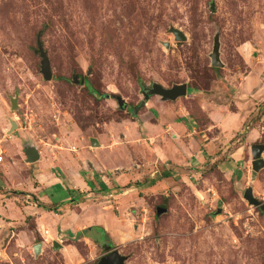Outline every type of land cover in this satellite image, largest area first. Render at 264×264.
I'll return each mask as SVG.
<instances>
[{"label":"rangeland","instance_id":"1","mask_svg":"<svg viewBox=\"0 0 264 264\" xmlns=\"http://www.w3.org/2000/svg\"><path fill=\"white\" fill-rule=\"evenodd\" d=\"M215 39L221 68L211 66ZM37 42L50 81L40 72ZM250 72L257 94L242 99L249 117L215 153L220 157L202 165L157 162L153 180L149 170L150 180L147 174L123 186L114 184L117 172L115 179L106 173L112 191L102 190L110 195L102 207L110 217L100 229L124 264H264V211L243 199L250 189L264 205V166L253 176L251 154L252 146H264V0H0V155L9 160L22 146L96 152L93 144L118 129L116 140L126 130L130 141L142 93L153 84L212 91L216 103L229 105L227 80L236 84ZM126 153L120 147L96 155L113 166L123 165ZM135 160L140 166L141 157ZM53 238L41 239L38 255L31 245L19 251L5 239L0 264H94L110 251L91 240L72 239L68 247Z\"/></svg>","mask_w":264,"mask_h":264},{"label":"crops","instance_id":"2","mask_svg":"<svg viewBox=\"0 0 264 264\" xmlns=\"http://www.w3.org/2000/svg\"><path fill=\"white\" fill-rule=\"evenodd\" d=\"M253 76L254 73L250 72L236 84L227 80L233 92L232 104H229L232 111H229V105L216 103L212 91L207 95L188 85L186 95L172 101L159 96L142 100L143 108L132 123L134 133H128L130 141L124 134L127 131L123 130V139L118 142L120 129L115 127L118 130L114 135L105 134L106 141L93 144L98 147L96 152H111L120 147L126 149L128 156L124 157L123 165L108 166L103 159L100 162L96 152H76L75 149L69 153L37 150L38 158L32 163L27 162L25 146L8 154L9 160L2 156L0 243L6 239V245L13 243L17 249L21 247L19 251H26L30 245L34 249L41 244V252L44 244L41 239L46 237H59V241L69 247L77 233L90 227L105 228L102 219L110 216L109 211L102 207V200L110 198V195L103 197L102 188L104 186L112 191L111 184H108L111 179L106 178V173L113 175L114 179L118 173L114 184L123 186L127 179L133 181L147 174L150 180L149 170L154 173L153 180L156 174L154 164L157 162L161 164L166 160L171 163L170 166H177L188 159L196 165L213 163L220 157L215 153L226 149L228 140L241 133L249 117L242 99L257 94L253 90L255 82H251ZM200 117H205L206 124L200 125L204 121H200ZM14 143L21 145L20 140H14ZM136 154L141 157L140 166L136 163ZM5 160L6 163L3 162ZM11 169L14 172L10 173ZM11 175L13 179L10 180ZM119 190L123 192L124 187H119ZM117 194L115 197L122 195ZM51 221L57 229L54 232L49 227ZM92 234L100 236L97 231H92ZM63 238L65 241H62ZM37 239L40 243H35ZM80 239L90 241L88 238ZM59 246V250L66 248L65 245ZM5 248H1L0 252Z\"/></svg>","mask_w":264,"mask_h":264},{"label":"water","instance_id":"3","mask_svg":"<svg viewBox=\"0 0 264 264\" xmlns=\"http://www.w3.org/2000/svg\"><path fill=\"white\" fill-rule=\"evenodd\" d=\"M170 32L173 34L174 38L176 41H185V37L175 29H171ZM165 47H168V44H165ZM37 53L39 54L41 61H40V72L46 81H50L52 78V73L49 68V62L48 58L46 56V53L43 51V48L40 44V42H37ZM210 61H211V66L214 68H221L222 64L219 60V43L218 40L215 39L213 42V49L210 54ZM186 84H180V85H173L170 88H164L159 84H153L150 89L147 91L144 90L142 93V96L144 97V100H147L150 96H159L161 99L166 100V101H172L175 100L176 98L182 97L186 95ZM119 107L121 109H125V104L124 102L118 98L117 99ZM11 105L12 109L16 108V103L15 100H11ZM12 128H16V125L13 123ZM26 150V157H27V162H34L37 158V150L33 147L27 148L26 146L24 147ZM264 150V146H252L251 147V154H252V175L255 176L256 172L264 166L263 160L260 159L261 152ZM243 199L248 202V204L254 206V207H259L261 211H264V205L260 204L252 195V191L250 189H247L244 191L243 194ZM165 210H158V212L163 213ZM53 248L54 249H59L60 246L57 243H53ZM40 247L41 244H37L34 247V253L38 255L40 253ZM126 261V257L120 256L119 252L117 249L111 250L109 253L105 254L101 258H99L94 264H124Z\"/></svg>","mask_w":264,"mask_h":264},{"label":"trees","instance_id":"4","mask_svg":"<svg viewBox=\"0 0 264 264\" xmlns=\"http://www.w3.org/2000/svg\"><path fill=\"white\" fill-rule=\"evenodd\" d=\"M102 190L104 192L108 191L104 186H103ZM92 231H97V233H99L102 237L101 236L96 237L95 235L92 234ZM77 238H79V239L80 238H88V239L92 240L93 242H95L96 244H99L102 242L108 250L113 249L112 242L107 239L106 235L104 234V232L100 228H95V227L87 228V229L77 233L75 239H77Z\"/></svg>","mask_w":264,"mask_h":264},{"label":"flooded vegetation","instance_id":"5","mask_svg":"<svg viewBox=\"0 0 264 264\" xmlns=\"http://www.w3.org/2000/svg\"><path fill=\"white\" fill-rule=\"evenodd\" d=\"M150 97H151V96H150ZM143 100H144V97H143ZM141 104H143V103H141ZM126 108H127V107H125V109H122V110H126ZM99 244H101L100 246L102 247V242L99 243ZM111 250H114V249H111ZM111 250H110V251H111ZM110 251H109V252H110ZM109 252H108V253H109ZM101 257H102V256H101ZM101 257H100V258H101Z\"/></svg>","mask_w":264,"mask_h":264},{"label":"built area","instance_id":"6","mask_svg":"<svg viewBox=\"0 0 264 264\" xmlns=\"http://www.w3.org/2000/svg\"><path fill=\"white\" fill-rule=\"evenodd\" d=\"M2 160H3V157L0 155V163L2 162Z\"/></svg>","mask_w":264,"mask_h":264}]
</instances>
